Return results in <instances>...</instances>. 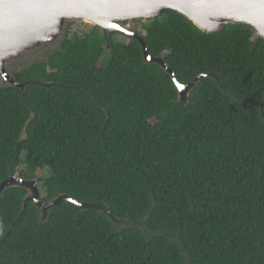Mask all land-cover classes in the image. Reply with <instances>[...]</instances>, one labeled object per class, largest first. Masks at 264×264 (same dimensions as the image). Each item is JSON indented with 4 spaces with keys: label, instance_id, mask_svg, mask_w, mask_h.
I'll return each instance as SVG.
<instances>
[{
    "label": "trees",
    "instance_id": "16d2710c",
    "mask_svg": "<svg viewBox=\"0 0 264 264\" xmlns=\"http://www.w3.org/2000/svg\"><path fill=\"white\" fill-rule=\"evenodd\" d=\"M72 26L11 62L24 90L0 82V184L23 168L45 203L82 206L43 219L26 188L5 191L0 264H264V39L147 20L152 57L184 85L208 76L184 103L137 40Z\"/></svg>",
    "mask_w": 264,
    "mask_h": 264
},
{
    "label": "water",
    "instance_id": "95a60500",
    "mask_svg": "<svg viewBox=\"0 0 264 264\" xmlns=\"http://www.w3.org/2000/svg\"><path fill=\"white\" fill-rule=\"evenodd\" d=\"M168 10L184 15L206 34L218 33L228 25H248L264 39V0H0L1 85L24 90L27 85L16 82L10 73L11 62L42 47L58 45L70 24L87 23L110 36L122 34L137 40L146 62L160 65L172 77L179 100L187 103L192 90L208 76L202 75L188 85L182 84L163 58L150 55L144 37L127 28L129 23L147 21ZM17 187H24L31 193L24 210L28 202H33L43 219L63 202L82 206L66 195L45 203L38 180H26L15 173L0 184V195Z\"/></svg>",
    "mask_w": 264,
    "mask_h": 264
},
{
    "label": "rangeland",
    "instance_id": "374dc122",
    "mask_svg": "<svg viewBox=\"0 0 264 264\" xmlns=\"http://www.w3.org/2000/svg\"><path fill=\"white\" fill-rule=\"evenodd\" d=\"M144 23H147V21L146 20H144V21L141 20V21H136V22H133V23H129V24H127V28H129L130 30L135 31V32L143 33V24ZM93 27H94L93 25L87 24V23H74L73 26L71 27V33L72 34H74V33L83 34V32H88ZM113 40L117 41V42H121L123 44H128L130 42V38H128V37H126L124 35H117V36L114 37ZM53 46H55V45H53ZM48 48L50 49L51 47L50 46H46V47H42V48H40L38 50L42 51V50H47ZM19 58H23V57H19ZM15 68L17 69L18 67H15ZM21 170H23V168L19 169L15 173V175L16 176H20ZM50 176H51V174H50V172L48 170L43 171L42 174H41V178H43V179H46V178H48ZM39 187H40L42 198H43V195H44V193H43V191H44L43 183H40ZM29 196H31V193H29ZM110 218L112 219L113 222L115 221V219L113 217H110Z\"/></svg>",
    "mask_w": 264,
    "mask_h": 264
},
{
    "label": "flooded vegetation",
    "instance_id": "af4514ba",
    "mask_svg": "<svg viewBox=\"0 0 264 264\" xmlns=\"http://www.w3.org/2000/svg\"><path fill=\"white\" fill-rule=\"evenodd\" d=\"M124 36H126V37H128V38H129V36H127V35H124Z\"/></svg>",
    "mask_w": 264,
    "mask_h": 264
}]
</instances>
